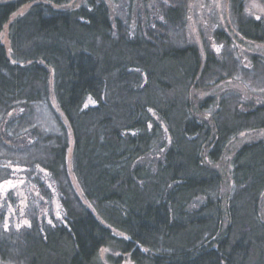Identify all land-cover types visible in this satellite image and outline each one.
I'll return each mask as SVG.
<instances>
[{
	"label": "trees",
	"instance_id": "1",
	"mask_svg": "<svg viewBox=\"0 0 264 264\" xmlns=\"http://www.w3.org/2000/svg\"><path fill=\"white\" fill-rule=\"evenodd\" d=\"M71 2H0V182L24 169L39 202L29 226L6 228L0 213V264H264V139L241 144L227 174L217 167L233 139L264 129V102L215 88L263 90L264 59L245 66L222 29L227 50L203 59L189 0H120L117 13ZM230 4L232 29L264 43V20ZM69 130L97 215L70 177ZM48 183L63 209L52 222Z\"/></svg>",
	"mask_w": 264,
	"mask_h": 264
},
{
	"label": "rangeland",
	"instance_id": "2",
	"mask_svg": "<svg viewBox=\"0 0 264 264\" xmlns=\"http://www.w3.org/2000/svg\"><path fill=\"white\" fill-rule=\"evenodd\" d=\"M9 0H0V2ZM112 11L118 12V8L121 3L120 0H106ZM245 8L244 12L247 16L256 19L264 20V3L261 0H244ZM84 0H72L66 7H78ZM28 7V6H27ZM189 19L187 24V34L189 42L196 45L201 53L202 58H205L207 49L214 50L219 54L227 50L226 46L222 43L215 41L214 33L218 29L224 30L231 37L230 49L234 50L238 57L248 68L253 65L251 56H258L264 59V43H256L248 41L235 32L231 27V4L230 0H189ZM2 40L6 42V31L2 34ZM242 80L241 82L229 80L222 82L215 88L220 90L236 89L242 93L245 98H255L258 102H264V89L259 92L251 90ZM255 92V93H253ZM206 94V93H201ZM51 102L54 108L62 116L65 124L68 126V122L60 112L58 105L54 99L51 98ZM88 104H93L92 100L87 101ZM69 150H68V168L72 183L83 200V202L96 214L90 203L85 199L84 194L77 182V179L73 173L72 167V154H73V135L69 130ZM264 139V129L253 130L240 134L237 139H233L228 145L227 152L223 159L217 164L224 173H228L231 168V158L233 152L243 143L252 140ZM15 171L12 178L0 182V213L3 214L5 227L13 226L15 228H21L23 226L30 225V216L34 207L39 205V202H35L34 187L30 183L27 175L24 174V169L15 167ZM51 188L52 198L46 199V206L42 208L41 212L46 217L47 221L52 222L54 219L63 218V209L55 191V188L51 183H48ZM50 201V203H49ZM264 206V197H263ZM35 203V205H33ZM97 215V214H96ZM117 234H121L117 232ZM104 256L106 254L114 253L119 255L118 252L112 251L110 248L103 250ZM106 258V256H105ZM107 264H112L107 261ZM121 264H134L129 256L124 257V261Z\"/></svg>",
	"mask_w": 264,
	"mask_h": 264
}]
</instances>
